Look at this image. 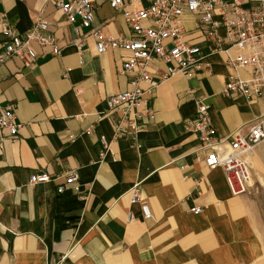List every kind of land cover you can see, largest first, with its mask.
<instances>
[{
  "label": "crops",
  "instance_id": "obj_1",
  "mask_svg": "<svg viewBox=\"0 0 264 264\" xmlns=\"http://www.w3.org/2000/svg\"><path fill=\"white\" fill-rule=\"evenodd\" d=\"M93 2V27L131 34L107 0ZM0 13L20 33L46 18L58 48L33 44L34 63L14 56L0 64V107L13 104L23 125L0 148V264H264V140L249 156L250 192L233 196L223 169L205 165L184 126L200 99L224 142L264 116V97L223 93L233 73L224 53H205L199 70L163 81L150 98L153 117L129 120L115 136L123 114L108 113L107 99L131 89L120 74L129 54H99L92 28L76 33L53 0H0ZM70 172L80 190L58 193ZM35 173L53 180L32 184ZM137 183L140 198L131 201Z\"/></svg>",
  "mask_w": 264,
  "mask_h": 264
},
{
  "label": "built area",
  "instance_id": "obj_2",
  "mask_svg": "<svg viewBox=\"0 0 264 264\" xmlns=\"http://www.w3.org/2000/svg\"><path fill=\"white\" fill-rule=\"evenodd\" d=\"M53 2L76 33L81 28H92L99 54L108 49H120L129 54L120 74L129 77L131 89L114 93L107 99L108 113L121 111L123 114L114 124L115 136L128 132L125 122L129 120L135 121L143 116L152 118L154 112L150 98L154 90L172 76H189L199 70V60L205 53L222 52L226 55V62L233 70L223 87L226 96L264 97V0H107L111 8L122 13L131 29L129 36L109 34L100 27H93V0ZM186 16L190 17L191 26L185 24ZM0 24L3 36L0 64L14 56L26 65L34 63L36 51L33 44L52 46L53 52H58L55 39L45 34L52 26L46 18L39 17L24 33L10 25L3 13H0ZM194 34L199 36L188 37ZM152 70L160 78H156ZM238 71H245L246 75H239ZM22 126L13 104L0 107V148L7 139L16 140ZM184 126L197 135L200 141L198 150L202 153L200 158L205 165L210 169H223L231 194L249 193L252 179L249 156L264 140V116L258 118L248 133L234 132L224 142L216 136L210 123L209 105L200 99L196 118L185 120ZM4 132L9 134L8 137ZM104 145L107 150L105 141ZM52 180L46 173H35L30 177L32 184ZM69 187L80 190L75 172H70L66 182L56 190L62 194ZM129 194L131 201L139 200L138 183L130 188ZM142 210L145 218H151L145 203ZM189 211L200 213L202 207L193 206Z\"/></svg>",
  "mask_w": 264,
  "mask_h": 264
},
{
  "label": "bare ground",
  "instance_id": "obj_3",
  "mask_svg": "<svg viewBox=\"0 0 264 264\" xmlns=\"http://www.w3.org/2000/svg\"><path fill=\"white\" fill-rule=\"evenodd\" d=\"M251 184V183H250Z\"/></svg>",
  "mask_w": 264,
  "mask_h": 264
}]
</instances>
